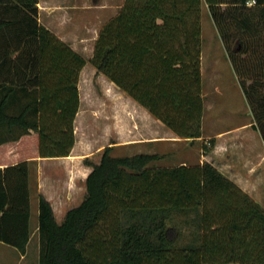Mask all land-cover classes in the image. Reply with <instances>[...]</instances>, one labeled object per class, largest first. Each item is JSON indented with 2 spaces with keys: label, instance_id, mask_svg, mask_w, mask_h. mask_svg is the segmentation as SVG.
I'll use <instances>...</instances> for the list:
<instances>
[{
  "label": "trees",
  "instance_id": "16d2710c",
  "mask_svg": "<svg viewBox=\"0 0 264 264\" xmlns=\"http://www.w3.org/2000/svg\"><path fill=\"white\" fill-rule=\"evenodd\" d=\"M250 1L124 0L89 61L179 136L198 138L206 4L264 138V0ZM38 3L0 0V240L22 253L32 232L29 159L72 150L87 62L39 19ZM112 150L86 159V194L62 221L38 194L39 264H264V206L214 163L159 165L157 152ZM176 210L191 213L182 243L170 224Z\"/></svg>",
  "mask_w": 264,
  "mask_h": 264
},
{
  "label": "rangeland",
  "instance_id": "374dc122",
  "mask_svg": "<svg viewBox=\"0 0 264 264\" xmlns=\"http://www.w3.org/2000/svg\"><path fill=\"white\" fill-rule=\"evenodd\" d=\"M124 0H39V19L71 35L75 33L83 37L84 56L89 66L80 74L79 88L81 96L80 109L75 121L76 147L74 153L82 161L88 158L98 159L105 146L113 144V141L126 143L135 142L144 136L143 120L146 113L139 109L138 105H132L126 101L124 93L113 85H109V79L97 69L92 67L89 61L91 47L103 24L114 16L122 6ZM202 45L204 62V93L207 101L213 105L206 112L205 120L208 128L226 126L240 121L248 108L247 100L241 87L236 84V74L231 64V58L224 46L219 31L212 19L206 4L202 7ZM227 55H226V53ZM229 57V58H228ZM202 69V68H201ZM249 101V100H248ZM251 106V105H250ZM14 111V108H11ZM224 115V122L218 118ZM6 133L1 128L0 134ZM203 135V134H202ZM205 137L190 139L177 138L168 133L158 153L161 155L152 163L159 165H175L182 162L194 163L201 161L205 154L203 142ZM141 142L130 143L113 147V154H133L147 150ZM78 151V152H77ZM96 154V155H95ZM78 156H74L76 158ZM93 156V157H90ZM206 160V159H204ZM81 163L78 160L77 165ZM45 175L54 174L63 183V169H56V164L42 163ZM53 167L54 170H53ZM38 164H33V179L31 186V226L39 220V197L35 190V178L37 177ZM64 173V174H63ZM34 188V189H33ZM67 206L73 204L69 200ZM186 215L181 211H174L170 224L177 230H182L178 241L186 242L190 238L193 225L185 219ZM38 233L34 234L28 247L27 254L20 258L21 251L11 244L0 240V264H39L40 249L37 247Z\"/></svg>",
  "mask_w": 264,
  "mask_h": 264
},
{
  "label": "crops",
  "instance_id": "0c3cea01",
  "mask_svg": "<svg viewBox=\"0 0 264 264\" xmlns=\"http://www.w3.org/2000/svg\"><path fill=\"white\" fill-rule=\"evenodd\" d=\"M48 26L50 28L53 27L52 25H48ZM54 31L62 39L70 43V45L74 49H76L77 51H79L84 55L85 51L83 50L82 47L84 41L83 37H80V35H76L74 32L71 33V35L65 33L64 31L60 30L59 27L56 29L54 28ZM96 38L91 47L90 57L92 56L94 51ZM203 64L204 62H203V45H202L201 68H202V83H203L205 108H204V114L202 120L203 135H201L200 137L201 138L205 137L208 140L214 137L215 143L209 150L207 151L204 150L205 154H202V158L200 159L201 161L199 162H203L207 160L214 163L224 174H226L229 178H231L234 182H236L242 189L248 192L255 200L259 201L264 206V138L261 134V131L254 125L256 123V120L253 115L250 103L247 100L246 93L243 89V86L241 85L239 75L235 71L233 64L231 62L232 67L236 74V84H238L241 87L244 96L247 100L246 107L248 108V110H246L245 116L240 121H236L234 123H230L226 126L223 125L220 127H216L218 126L217 125L218 122L214 120L213 123L215 126L213 128H208V124L205 120L206 112L209 108L212 109L211 107H213V105L210 103V101H207V98L205 97L206 94L204 93L205 69ZM88 66L89 64L88 62H86V64L81 69L80 74H82ZM92 67L94 69H97L93 64ZM250 81L251 80L248 79V82ZM109 85H113L114 87L119 89L120 92L124 93V97L127 102H129L132 105L133 104L138 105V107H140L139 109H141L146 113L145 116L146 118L143 120L144 136L140 140H137L138 142H141L140 144L144 145L147 148V150L142 152L158 153L157 147H159L158 149L161 148V145L163 144L164 140H166L167 131L168 133L176 136L177 138L180 139L186 138L179 136L177 133H175L171 128L166 126L162 121H160L157 117H155L145 106L140 104L133 97H131L125 91L120 89L110 79H109ZM80 104H81V96H80ZM218 119L221 122H224L225 117L224 115H221ZM208 140H206L205 142L210 143ZM135 142L126 141V143H120L113 141V147L119 145H126V144L129 145L130 143H135ZM75 147L76 144H74L72 150L68 155L50 156V157L37 156L29 159L31 166L30 185L31 186L34 185L32 184V182L34 181L33 164L37 163L38 172H36L37 177L35 178V188H36L35 190L37 191L36 193L37 194L42 193L43 195H45L47 199L51 201L55 216L58 221H62L66 211L69 208L79 204L84 198L87 190L86 178L88 173L92 169V165L85 162V160L82 161V158H80V156L74 153ZM102 152L97 160L91 158L90 160L94 162H98L100 160ZM74 156H78L77 159L73 158ZM78 160H80L81 163L77 165ZM43 162H48V163L51 162V164L54 163L56 164V169L59 170L63 169L65 173V174L63 173L64 176L62 177L64 180L63 181L64 184H60V182H58L60 178H57L54 174H51L50 177L45 175L46 173L44 172H46V170L44 171L43 169L42 166ZM54 168L55 167H53V170ZM71 198L73 199V204L67 206V203L70 202L69 200ZM38 224L39 221L35 223L33 228L31 226V230H32L31 238L27 245L26 252L25 253L21 252L22 254L20 258H22L27 254V250L32 241V237L36 233H38L37 247L38 249H40V236L38 232ZM204 264H213V263H204ZM224 264H243V263L228 262Z\"/></svg>",
  "mask_w": 264,
  "mask_h": 264
},
{
  "label": "built area",
  "instance_id": "2783aa9c",
  "mask_svg": "<svg viewBox=\"0 0 264 264\" xmlns=\"http://www.w3.org/2000/svg\"><path fill=\"white\" fill-rule=\"evenodd\" d=\"M255 0H251L250 2H254Z\"/></svg>",
  "mask_w": 264,
  "mask_h": 264
}]
</instances>
